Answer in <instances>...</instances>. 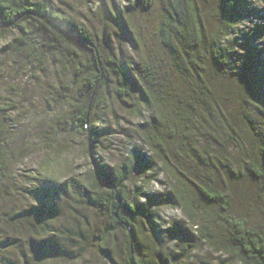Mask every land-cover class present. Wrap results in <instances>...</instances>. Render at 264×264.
I'll return each instance as SVG.
<instances>
[{"label": "rangeland", "instance_id": "374dc122", "mask_svg": "<svg viewBox=\"0 0 264 264\" xmlns=\"http://www.w3.org/2000/svg\"><path fill=\"white\" fill-rule=\"evenodd\" d=\"M45 1L81 20L100 46L116 50L131 67L144 54L137 32L144 36L146 26L152 28L153 18L163 9L158 0L152 8L144 0ZM197 1L211 12L207 23L215 30L219 0ZM239 6L241 19L224 34L223 42L231 47L233 61L222 71L211 56V85L241 137L238 143L215 144L227 159L220 158L214 184L231 195L235 215L264 231V180L249 170L264 162V0H239ZM42 41L23 45L16 31L0 28V264H125V233L109 234L102 242L98 236L107 219L75 201L72 192L67 195L62 185L96 165L112 170L125 195L137 204L135 214H127L143 262L240 264L225 248L229 243L225 225L213 219L218 206L205 203L211 215L210 240L200 233L205 221L199 209L190 218L181 202H166L167 194L144 197L168 189L167 173L145 140L148 127L143 121L154 108L145 95L135 98L132 106L124 107L115 99L111 109L107 105L93 125V142L64 130L58 113H65L68 106L53 104L51 97L69 81L70 66L46 52ZM164 147L172 155L169 167L180 168L197 182L204 176L206 171L195 159L177 153L171 143ZM53 204L60 213L53 226L69 213L70 221L80 227L87 221L91 236L85 253L64 239L60 253L53 251L52 233H44L32 213Z\"/></svg>", "mask_w": 264, "mask_h": 264}, {"label": "trees", "instance_id": "16d2710c", "mask_svg": "<svg viewBox=\"0 0 264 264\" xmlns=\"http://www.w3.org/2000/svg\"><path fill=\"white\" fill-rule=\"evenodd\" d=\"M143 2L150 8L154 6V0ZM158 2L163 9L153 18V27L146 26V37L140 30L137 32L144 54L132 67L122 61L116 50L107 51L100 46L94 33L81 20L45 0H0V28L16 31L23 45L42 38L46 52L54 54L64 66L69 64V81L64 89L59 87L54 91L51 102L68 106L65 113H58V118L64 130L72 134L86 135L89 141H95L93 125L107 105L111 109L115 99L124 107L132 106L138 100L135 98L145 95L147 104L154 107L149 118L143 121L148 127L145 140L167 173L168 189L146 193L144 197L167 194L166 202H181L189 210L190 218L194 210L199 209L205 221L199 228L200 233L210 240L213 237L208 221L211 215L205 203L218 206L213 219L226 227L229 242L226 250L240 264H264V231L235 215L231 195L214 184L221 171L220 158L227 159L215 144L241 140L211 85V56L214 65L222 71L234 59L231 47L223 42L224 34L241 19L239 0L218 1L221 14H217L215 30L207 23L211 12L204 11L197 0ZM166 143L173 144L177 153L195 159L204 168L206 173L198 182L180 168L169 167L167 162L172 155L165 149ZM142 170L140 174L144 178ZM249 170L264 180V162L249 166ZM225 172L230 173L227 169ZM115 179L112 170L96 165L66 179L62 185L67 195L72 192L75 201L84 202L107 219L98 236L102 242L109 234L125 233V264H146L136 253L133 221L127 214L134 215L137 204L125 195ZM32 213L40 229L52 233L50 242L56 254L62 249V239L70 242V246H78L80 254L85 253L91 236L86 220L80 227L70 221L73 216L69 213L53 226L51 222L60 214L57 204L41 205ZM42 246L47 249L46 245Z\"/></svg>", "mask_w": 264, "mask_h": 264}]
</instances>
